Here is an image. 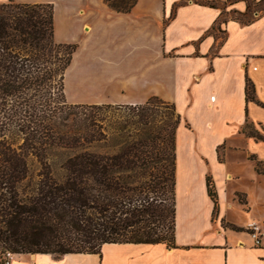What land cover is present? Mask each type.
I'll return each instance as SVG.
<instances>
[{
  "label": "crops",
  "instance_id": "1",
  "mask_svg": "<svg viewBox=\"0 0 264 264\" xmlns=\"http://www.w3.org/2000/svg\"><path fill=\"white\" fill-rule=\"evenodd\" d=\"M13 1L51 4L55 42L77 46L65 71L68 104L138 105L158 97L175 106L181 122L174 247L105 243L100 253H16L11 264H264V232L255 245L248 233L213 220L227 217L231 197L264 202V174L256 171L264 141L242 132L247 119L264 126V10L241 21L227 15L230 7L246 11L247 0H125L129 10L107 0Z\"/></svg>",
  "mask_w": 264,
  "mask_h": 264
},
{
  "label": "trees",
  "instance_id": "2",
  "mask_svg": "<svg viewBox=\"0 0 264 264\" xmlns=\"http://www.w3.org/2000/svg\"><path fill=\"white\" fill-rule=\"evenodd\" d=\"M107 2L129 10L125 0ZM53 13L51 4H0V245L56 256L100 253L103 244L118 242L174 247L179 113L151 97L133 105L134 127L117 150L93 151L99 119L88 111L110 105L67 103L65 71L77 46L55 42ZM245 93L255 100L249 80ZM154 103L170 105L175 120L160 134L141 136L139 125H151ZM261 128L247 119L242 132L264 141ZM54 150L70 151L58 170L50 163ZM256 171L264 174L262 162ZM206 185L215 213L210 176Z\"/></svg>",
  "mask_w": 264,
  "mask_h": 264
},
{
  "label": "rangeland",
  "instance_id": "3",
  "mask_svg": "<svg viewBox=\"0 0 264 264\" xmlns=\"http://www.w3.org/2000/svg\"><path fill=\"white\" fill-rule=\"evenodd\" d=\"M236 0H229L228 2H232ZM247 10H238L231 9L227 16L233 17L234 19H238L241 21H249L253 19L257 13H261L264 10V2H254V0H247ZM226 5H222L221 7L225 10ZM225 12V11H224ZM225 19V18H223ZM223 30L220 28V32L218 35L223 37ZM150 112H154L152 115V123L148 124L146 127L139 125L140 130L139 134L141 136H146L148 134H160L161 129L168 125V128L175 120V114L170 105L167 104H151L148 106ZM137 109L134 106L130 105H110L101 109H93L88 111V113H93L99 122H97L98 126L95 128L100 135L101 138L98 142L92 144V150L104 153V152H112L117 150L120 143L124 142L126 136L132 132L133 125L130 126L129 122L135 120L137 117L135 114L137 113ZM135 113V114H134ZM134 114V115H133ZM151 127V129L149 128ZM259 131L262 129L261 127L255 126ZM123 128V129H122ZM149 128V129H148ZM167 128V129H168ZM263 133V131L261 130ZM158 142V141H157ZM122 144V143H121ZM159 144V143H158ZM223 146L219 148V158L222 159L223 154ZM65 153H70L69 150H54L50 155V163L55 170H58L59 165L61 163V159ZM63 154V156H62ZM247 178H250L249 176ZM237 183V182H236ZM245 184V185H244ZM238 185H242V187L248 188L246 185H250L249 181L240 182ZM252 186V185H251ZM219 208V202H218ZM219 212V211H218ZM219 214L216 213L213 215V220L220 224L224 228H242V232H249V224L254 222L260 227L261 232H264V202L259 203L255 202L254 199H250V201L245 197L244 194H241L239 198L231 197L227 202L226 207V218L220 219ZM251 217V218H250ZM247 221V223H244ZM241 224V227H240ZM6 251H10L5 249L0 245V264L3 262V257ZM11 252V251H10ZM12 253V252H11ZM16 253H13V256ZM25 256V255H23ZM17 257V256H15Z\"/></svg>",
  "mask_w": 264,
  "mask_h": 264
},
{
  "label": "built area",
  "instance_id": "4",
  "mask_svg": "<svg viewBox=\"0 0 264 264\" xmlns=\"http://www.w3.org/2000/svg\"><path fill=\"white\" fill-rule=\"evenodd\" d=\"M248 230H249L248 234L252 238L254 244L260 245L262 232L260 230V227L257 225V223L254 222L250 223ZM12 259H13V253H11L10 251H6L3 257L2 264H11Z\"/></svg>",
  "mask_w": 264,
  "mask_h": 264
}]
</instances>
